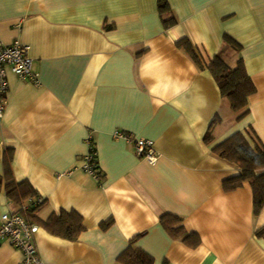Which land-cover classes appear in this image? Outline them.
<instances>
[{"label":"crops","instance_id":"1","mask_svg":"<svg viewBox=\"0 0 264 264\" xmlns=\"http://www.w3.org/2000/svg\"><path fill=\"white\" fill-rule=\"evenodd\" d=\"M157 1L0 0V41L28 46L37 77L7 71L0 176L10 150L13 179L43 200L32 219L23 213L43 264H122L128 247L152 264H264V207L253 214L247 183L223 188L239 170L212 151L236 132L264 147V0H166L163 17ZM185 37L206 65L242 60L255 87L244 118L176 47ZM116 133L151 141L156 163ZM90 147L99 180L81 168ZM17 211L1 191L0 223ZM165 215L181 219L183 236L163 228ZM64 216L72 237L57 233ZM22 260L0 240V264Z\"/></svg>","mask_w":264,"mask_h":264},{"label":"trees","instance_id":"2","mask_svg":"<svg viewBox=\"0 0 264 264\" xmlns=\"http://www.w3.org/2000/svg\"><path fill=\"white\" fill-rule=\"evenodd\" d=\"M157 10L161 17L169 14L170 7L167 1L158 0ZM162 23L165 28H169L174 26L177 21L174 17H170L163 19ZM223 40L227 46L239 50V45L230 37L224 36ZM175 45L186 53L198 68L208 69L221 96L228 100L231 110L238 115L237 120L244 118L248 114V98L255 92V87L245 72L242 60L239 59L236 66L231 68L219 56H215L206 65L199 50L188 38L180 39ZM205 141H209V139L206 137ZM253 143L252 146L241 132H236L213 147L212 151L216 156L235 165L239 170L237 176L224 181L223 188L226 191L238 189L245 183L251 187L253 214L256 216L264 207V147L258 141L253 140ZM11 159L12 153L7 150L4 156L5 173L0 176V192L3 191L6 198L18 208V213H25L28 219H32L38 207H34L32 203L38 196L27 181L16 182L13 179L10 169ZM25 205L27 206L26 210L22 211V207ZM71 221L68 216L56 219L55 227L60 226L57 233L65 234L67 237L74 236L76 231L70 225ZM160 223L175 238L185 234L182 227H179L181 219L178 217L165 215L161 217ZM255 237L264 241V226L255 231ZM188 238L189 236L186 237V239ZM118 260L122 264H152L150 256L142 251L133 250L131 247H128Z\"/></svg>","mask_w":264,"mask_h":264},{"label":"built area","instance_id":"3","mask_svg":"<svg viewBox=\"0 0 264 264\" xmlns=\"http://www.w3.org/2000/svg\"><path fill=\"white\" fill-rule=\"evenodd\" d=\"M33 61L29 56V47L15 41L12 45L6 46L0 41V119L4 113L8 91L7 71L12 72L20 80H29L37 83L36 74L32 69ZM115 137L126 139L132 143L136 154L145 159L148 163L154 164L158 160L153 143L149 140L136 139L133 136H126L116 133ZM90 143V139L87 140ZM90 145V144H89ZM96 153L92 147L88 154L83 157L82 170L99 180L97 171ZM42 198L34 200L33 206L41 205ZM26 205L22 211L26 210ZM0 240H6L15 249L23 254L21 264H43L34 241L33 229L23 213L8 212L2 215L0 223Z\"/></svg>","mask_w":264,"mask_h":264}]
</instances>
